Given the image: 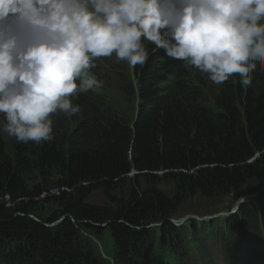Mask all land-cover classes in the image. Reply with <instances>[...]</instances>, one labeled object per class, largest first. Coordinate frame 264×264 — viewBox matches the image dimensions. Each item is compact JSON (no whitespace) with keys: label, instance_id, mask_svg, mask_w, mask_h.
Instances as JSON below:
<instances>
[{"label":"trees","instance_id":"16d2710c","mask_svg":"<svg viewBox=\"0 0 264 264\" xmlns=\"http://www.w3.org/2000/svg\"><path fill=\"white\" fill-rule=\"evenodd\" d=\"M142 43L149 53L143 66L121 60L116 67L126 71L102 73L104 62L92 67L101 86L70 97L81 107L78 114L50 115L51 141L18 143L0 129V264L264 261V220L247 225L264 213V188L215 222L172 221L199 194L239 200L250 180L264 187V75L258 61L249 74L252 86H242L239 74L214 85L208 73ZM165 180L175 194L161 186ZM96 191L109 203L89 202ZM45 201L56 206L49 215L41 213ZM230 208L222 201L210 211ZM220 221L229 241L213 251L202 245V233L220 232ZM85 232L99 238L111 233V259ZM158 245L166 262H156Z\"/></svg>","mask_w":264,"mask_h":264},{"label":"clouds","instance_id":"9594fccd","mask_svg":"<svg viewBox=\"0 0 264 264\" xmlns=\"http://www.w3.org/2000/svg\"><path fill=\"white\" fill-rule=\"evenodd\" d=\"M142 40L216 85L239 74L252 86L253 62L264 64V0H0L5 131L18 143L51 141L50 115L78 114L70 97L101 86L94 59L115 53L143 66Z\"/></svg>","mask_w":264,"mask_h":264},{"label":"rangeland","instance_id":"374dc122","mask_svg":"<svg viewBox=\"0 0 264 264\" xmlns=\"http://www.w3.org/2000/svg\"><path fill=\"white\" fill-rule=\"evenodd\" d=\"M100 58L104 61V65H105L103 68H100V71L102 73H105L106 69H109L111 71H126L125 67H123V68L116 67L121 60L117 59L115 53H113V55L110 57H100ZM258 64H259V70L262 72V75H264V64H261L259 61H258ZM207 78L212 84H214L209 79V74H207ZM107 82H109V81H107ZM214 85H216V84H214ZM112 92L114 95H117L116 90H112ZM113 100L121 101L122 99L119 98L118 96H115L113 98ZM132 103L136 104V100L132 101ZM117 105L119 108H116V109L120 110L121 106L119 104H117ZM131 113L132 112H130V115H131ZM6 125H7V122L4 118V116H2L0 114V129L5 134L7 133L5 131ZM260 155L261 154L258 152L255 155V157L256 158L260 157ZM160 174H162V173H160ZM163 182L164 183L161 186L164 188H168L172 194H175V192H174L175 189L173 188V186H171L169 184V181L165 180ZM263 188L264 187L261 186V183L259 182V180L252 179L246 185L245 194L239 200L238 199L234 200L232 196H218L216 199H207V198L203 197L201 194H199L197 196L192 197L188 202H186L183 205V207L181 209L178 208L173 214L172 221L176 225H179V226L181 224H179L178 222H181V221L186 222L188 218L189 219H191V218L197 219L203 223H211L213 221L215 222L217 217H224V216H228L230 214L236 213L235 208L236 207L239 208L240 206L242 208L243 205H241V204H242L243 200H248V201L254 200L257 195L260 196L262 194ZM252 196H255V197H252ZM88 201L91 203H96V204H108L109 203V200H106L104 195L99 191L94 192L89 197ZM222 201L226 207L231 206V208L230 209H222L218 212L212 213L210 210L212 208H216L217 205H221ZM214 202H217V203L214 204ZM54 208H56L55 204H53L50 201H45L41 204V213L44 215H49L52 213V210ZM186 217H188V218L185 219ZM228 219L229 218H226L224 220V222L227 221ZM262 220H264V213L260 212L256 215H254L253 217L248 218V224L247 225H254V224L258 225L260 222H262ZM176 221H178V222H176ZM224 222L223 223L221 222L222 224H219L220 225L219 228H221L220 232L209 230L208 232L202 233L201 242H202L203 246L206 247V244L208 245V243H209V245L211 246V249L213 251H216L219 248V245H221L223 242H225V244H226V242L229 241L228 235H226V234L223 235L221 233L223 228H225ZM154 225H157V224H154ZM247 229H249V228L247 227ZM89 232H92V231H89ZM85 233L87 236L91 237L92 240L93 241L95 240L97 243H98L97 240L100 239L102 241V246L100 244H98V245H99L101 253L106 258L111 259L113 252H114V244L112 243V240L110 239L111 233H109V232L108 233H101L103 235L102 238H99L97 236L94 237V236H92V234L87 233V232H85ZM206 235H208L207 238H205ZM207 239H208V241H207ZM195 250H197L196 247H192V248L190 247L189 255L192 257L196 256ZM156 254H157V256H156V262L157 263L166 262V259H164L162 257L163 251L161 250L159 245H158V252ZM187 260H190V259L187 258Z\"/></svg>","mask_w":264,"mask_h":264},{"label":"bare ground","instance_id":"6f19581e","mask_svg":"<svg viewBox=\"0 0 264 264\" xmlns=\"http://www.w3.org/2000/svg\"><path fill=\"white\" fill-rule=\"evenodd\" d=\"M188 217H186L185 219H187ZM189 219V218H188ZM98 241V244H100L101 246H102V241L101 240H97ZM113 255H114V252H113ZM112 255V256H113ZM156 256H157V254H156Z\"/></svg>","mask_w":264,"mask_h":264},{"label":"water","instance_id":"95a60500","mask_svg":"<svg viewBox=\"0 0 264 264\" xmlns=\"http://www.w3.org/2000/svg\"><path fill=\"white\" fill-rule=\"evenodd\" d=\"M134 173H135V172H134ZM176 222H178V221H176ZM178 223H180V222H178ZM155 224L160 225L161 223H160V224H159V223H155ZM152 225H154V224H151L150 226H152Z\"/></svg>","mask_w":264,"mask_h":264}]
</instances>
